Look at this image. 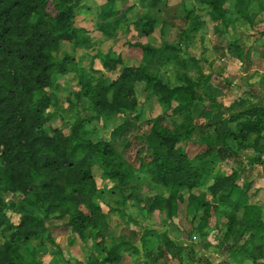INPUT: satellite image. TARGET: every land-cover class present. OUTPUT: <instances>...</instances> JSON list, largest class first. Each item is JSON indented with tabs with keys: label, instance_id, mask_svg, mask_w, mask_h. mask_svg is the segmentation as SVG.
Returning <instances> with one entry per match:
<instances>
[{
	"label": "trees",
	"instance_id": "trees-1",
	"mask_svg": "<svg viewBox=\"0 0 264 264\" xmlns=\"http://www.w3.org/2000/svg\"><path fill=\"white\" fill-rule=\"evenodd\" d=\"M53 1L0 0V231L15 229L10 240L0 245V264H45L34 253L31 261L23 258L18 238L30 241L42 237L67 260L55 243V228L73 230L86 244L91 241L97 252L106 253L105 261L99 264L118 258L122 246H132L129 241L113 238L112 248L105 247L101 229L107 224V213L96 200L104 192L96 184L95 166L100 168L104 181L113 182L124 194L131 191L127 198L138 199L148 214L159 212L173 217L181 235L191 243L197 237L202 250L217 249L218 256L233 253L251 259V264H264V209L257 205L241 207L247 183L238 186L236 181L244 170L241 153L245 150L250 148L254 153L248 158L249 166H264V104L231 115L230 122L238 131L223 123L211 129L203 120L210 109L206 97L214 101L218 111L233 110L237 105L232 102L226 106L216 95H210L208 86L217 73H203L200 62L204 61L212 71H220L214 61L208 57L197 59L190 56L188 45L183 50L167 41L168 24L160 26L149 14L134 19L126 10L116 13L113 22L89 28L78 26L75 14L87 0H59L62 7L55 15L49 11ZM111 1L112 9L116 3ZM196 1L207 8L218 31L225 36L230 24L238 20L258 29L250 15L254 0ZM144 2L155 8L163 0L141 1ZM260 2L264 4V0ZM181 12L189 25L184 31L185 43L189 44L192 34L204 29L206 22L194 9ZM122 24L133 25L144 38L156 34L159 28L161 45H141V63L125 66L123 55L113 54L109 45ZM127 32L129 35L130 30ZM256 41L264 48L263 40ZM237 44L238 40H234L229 45L230 54ZM66 46L72 47V54L63 58L54 54ZM80 50L91 54L92 60L99 59L108 73H86L78 64L76 52ZM219 51L225 56L223 47ZM236 52L235 58H244L240 47ZM69 64L78 76L76 104L82 112L76 113L72 131L65 135L49 124L54 117L51 109L62 102L55 92V82L59 84L67 75ZM120 69L122 72L114 78ZM168 70L174 71V80ZM138 86L163 106L162 113L149 120L148 132L141 131ZM113 116L121 118L122 123L112 130L109 140L85 137L88 123ZM251 135H255L253 141L249 140ZM190 144L203 146V152L190 157ZM144 178L152 180V191L139 184ZM163 189L169 190L168 195ZM5 194H14L19 203L7 204ZM181 205L187 211L185 224L178 217ZM237 213H241L240 220L236 219ZM58 221H63L59 227L50 224ZM221 223L226 226L224 237L216 245L207 243L210 233ZM88 230L97 233L93 235ZM158 238L162 244L153 252L150 241ZM141 244L132 246L135 254L142 257L136 264H161L163 245L180 263L181 254L188 249L195 262L192 245L181 247L167 234H155L147 228ZM198 261L211 264L205 256Z\"/></svg>",
	"mask_w": 264,
	"mask_h": 264
},
{
	"label": "rangeland",
	"instance_id": "rangeland-1",
	"mask_svg": "<svg viewBox=\"0 0 264 264\" xmlns=\"http://www.w3.org/2000/svg\"><path fill=\"white\" fill-rule=\"evenodd\" d=\"M114 1L116 4L111 9L113 4L111 0H87L85 4L75 10L77 25L94 28L95 25L100 26L107 21L113 22L116 19V13L120 15L126 10H129V18L134 19H139L145 14H149L159 22L160 26L163 23L168 24L169 35H167V41L180 45L183 50L188 45L190 56H194L197 59L208 57L220 67V71H212L208 65L203 63L204 61L200 62L203 73H217L208 86V91L211 96L216 95L219 101L226 106H229L232 102H237V105L233 110L222 109L218 111V107L213 106L215 104L214 101L210 97H206L205 103L210 109L204 114L203 120L208 127L212 129L216 124L223 123L226 126L229 124L234 130L238 131L237 127L230 122L231 115L233 113H239L252 105L264 104V48L256 41L261 40L262 42L263 40L262 43L264 44V37L261 36V31H264V4L260 0H254L250 6L251 20L257 25V31L250 24L238 20L230 24L226 36L218 31L214 22L215 18L206 11L207 8L196 0H163L155 8H152L149 2L141 3L143 0ZM61 7L59 0H54L49 11L52 15H55ZM181 9H194L201 16L202 21L206 22L204 29L197 34H192L189 44L185 43L186 35L184 34V31L188 29L189 25L183 17ZM128 30H130L129 35ZM116 37L118 38L116 39ZM161 40L162 36L159 28L156 34L149 38H144L140 30L138 31L133 25L126 27L125 24H122L116 30L109 45L111 49L113 48V54L123 55L124 65L128 66L141 63V45L152 44L158 47L161 45ZM234 40H238L237 48L240 47L242 55L245 56L243 59L240 58V61L235 58V54L238 55V52H236L237 48L233 46L231 54L228 52V47ZM218 47L219 49L223 47L225 56H222V51L220 52L217 49ZM249 53L252 61L247 59V54ZM54 54L59 58H63L66 54H72V47L66 46ZM90 55L83 50L76 52L79 67L84 69L88 74L94 73L98 76L107 74L108 71L103 68L102 62L99 59L92 60V55ZM232 55H235L234 58ZM184 57L186 56L184 55ZM186 58H189V56ZM93 70L97 72H93ZM121 72L122 70L112 76L117 78ZM168 72L170 73V70ZM173 72L170 73V77L174 80L175 74ZM77 84L78 76L73 65L69 64V72L67 75L59 81V84L55 82L54 86L55 92L61 97L62 102L57 108L51 109L54 117L49 125L50 127L58 128L65 135L71 133L76 113L82 112L81 106L76 104L79 98V92L76 89ZM138 95L142 104L140 109L143 114L141 118V131L148 132L150 128L149 120L159 116L162 113L163 106L158 103L156 97L146 96L142 86H138ZM66 100L70 101V103H67ZM85 103H87L86 99L83 100V104ZM121 123L122 119L115 116L108 117L102 122L93 121L86 125L84 135L86 138L95 141L109 140L112 130ZM254 137L255 135H251L249 140L253 141ZM234 146H236V143ZM187 148L190 157L196 156L204 150L203 146L196 144H190ZM241 154L244 158L245 166L236 181L238 186H242L244 182L247 185L243 189L245 196L241 199L240 205L241 207L257 205L264 209V166L248 165V158L254 154L250 148ZM230 167L236 168L237 166L231 164ZM93 175L97 186L101 187V192H104L96 200L100 201L101 206H103L104 211L107 213V224L101 229V233L106 239L105 247L107 250L112 248L113 238L122 239L126 242L129 241L132 246L140 247L142 245V233L148 228L155 234H167L170 239L176 240L181 247L192 245L196 252L194 254L195 262H192L188 249L184 250L181 254L182 262L180 263L174 260L172 253L163 245L161 247L163 251L161 264H206L203 262L198 263V259L204 256L209 259L211 264H224L225 261H227V264H251V259L246 260L243 256L237 254L234 255L232 253L228 256H218L216 254L217 249H210L209 251L202 250L200 244H197V237L191 243L189 239L181 235L178 223L173 217L160 215L159 212L148 214L143 210V206H141L138 199H135V201L134 199L127 198L131 191L124 194L113 182L104 181L100 168L96 166L93 168ZM139 184L141 187L146 186L148 190L152 191L153 182L150 178L142 179ZM163 190L165 191V195H168L169 190ZM199 192L206 196L203 190H199ZM206 197L212 202H217V199ZM6 198V203L9 205L19 203V200L16 199L14 194H8ZM181 206H177V208L181 207L179 208L178 217L185 224L187 211L185 206ZM237 215L236 219L240 220L241 213ZM55 216L56 214H52L51 217ZM12 221L14 223L16 222L13 218ZM50 224L54 227H59L63 224V221L52 222ZM188 229L191 228L188 227ZM14 231L15 229L13 228H5L4 231H0V245L10 240L11 234ZM90 232L93 235L97 233L92 230L87 231V233ZM225 232L226 226L221 223L219 229L213 230L210 233L206 240L207 243H214L216 245L217 241L224 237ZM52 234L55 238L56 245L63 250L67 260L60 256L55 246H52L51 243L45 241L42 237L31 239L30 241H24L18 238L17 241L21 245V256L31 261L35 254L45 264H99L102 261L104 262L107 257L106 253L97 252L93 248L91 241L86 244L73 230L55 228ZM161 244L162 240L158 238L151 240L149 246L155 252ZM132 246L129 248L122 246L120 256L118 258L113 257L114 260L108 264H136L140 262L142 257L135 254ZM32 253L34 254L32 255Z\"/></svg>",
	"mask_w": 264,
	"mask_h": 264
},
{
	"label": "crops",
	"instance_id": "crops-1",
	"mask_svg": "<svg viewBox=\"0 0 264 264\" xmlns=\"http://www.w3.org/2000/svg\"><path fill=\"white\" fill-rule=\"evenodd\" d=\"M253 49H255V48H253ZM244 58H245V56H244ZM247 59H248L249 61H252V57L250 56V53L247 54ZM240 256H241V255H240Z\"/></svg>",
	"mask_w": 264,
	"mask_h": 264
}]
</instances>
